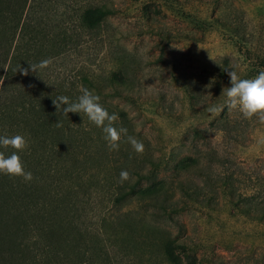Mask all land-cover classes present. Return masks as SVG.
Listing matches in <instances>:
<instances>
[{"label":"rangeland","instance_id":"rangeland-1","mask_svg":"<svg viewBox=\"0 0 264 264\" xmlns=\"http://www.w3.org/2000/svg\"><path fill=\"white\" fill-rule=\"evenodd\" d=\"M102 5L113 13L96 31H84L83 10ZM21 15L30 19L33 37L37 21L50 33L72 35L59 57L44 58L52 61L48 68L30 74V81L47 86L68 83L63 96L71 101L80 96L83 70L104 71L123 59L129 98L100 99L128 115L143 154L161 163L158 178L176 190L164 216L137 224L113 222V188L87 195L81 200L85 230L76 236L83 251L114 264H171L162 246L166 237L181 247L183 264H264V219L231 204L264 207V123L229 110L222 94L231 86L226 70L241 78L264 70V0H26ZM212 106L223 110L211 113ZM47 110L63 120L52 102ZM52 143L61 149L64 142L55 136ZM187 158L199 166L181 168ZM230 188L231 197L224 190ZM124 205L143 213L135 201ZM8 223L0 221V264H33L22 261L27 228ZM75 256L67 242L53 264Z\"/></svg>","mask_w":264,"mask_h":264},{"label":"trees","instance_id":"trees-1","mask_svg":"<svg viewBox=\"0 0 264 264\" xmlns=\"http://www.w3.org/2000/svg\"><path fill=\"white\" fill-rule=\"evenodd\" d=\"M17 2L0 0V135L20 134L25 137L29 147L20 153L21 161L25 171H30L34 179L26 183L20 178L0 174V221L10 224L8 221L12 220L27 228L29 236L26 234L22 238L20 248L24 254L23 262L53 264L54 256L70 242L76 256L64 263L114 264L110 258L96 256L95 252L86 254L81 248L83 243L76 238L85 230L80 223L81 200L93 192L99 194L113 188V196H116L111 200V207L117 208V219L113 222L137 224L148 217L164 216L176 190L167 180L158 178L160 161L153 155L137 154L126 137H122L118 151H109L102 130L92 125L83 114L69 113L60 121L50 110L46 111L52 99L63 95L68 83L47 86L42 81L32 82L29 65L51 56L59 57L64 46L71 42L72 35L64 29L50 33L37 21L40 31L33 37L30 35V19H22L21 15L26 0H20L19 8ZM112 13L105 5L89 6L80 17L81 28L94 32ZM122 64L123 59L104 71L85 69L77 86H84L99 97L129 98L132 84L128 82ZM20 68L29 69L28 75H24ZM100 103L110 114L119 115L117 128L125 127L128 135L135 137L124 111L106 100L100 99ZM68 130L73 136L67 133ZM55 136L64 142L61 149L52 143ZM0 151L7 156L12 149L0 148ZM197 166L199 160L195 158H187L180 165L186 170ZM122 170L128 171L131 177L123 184L119 179ZM144 182L149 183L143 186ZM223 183L229 185L228 181ZM181 186L183 188L184 184ZM224 190L231 192V188ZM185 192L190 193L186 189ZM228 196L232 195L229 193ZM128 200L139 204L143 213L133 212L130 208L123 210ZM231 204L255 220L264 219V207L255 211L251 206L241 207L234 200ZM11 214L13 218L8 217ZM162 238L167 260L171 264H183L181 247L172 239Z\"/></svg>","mask_w":264,"mask_h":264},{"label":"clouds","instance_id":"clouds-1","mask_svg":"<svg viewBox=\"0 0 264 264\" xmlns=\"http://www.w3.org/2000/svg\"><path fill=\"white\" fill-rule=\"evenodd\" d=\"M199 47V46H198ZM51 59H44L38 64L29 65L32 72H37L48 68L51 65ZM24 75H28L29 69H21ZM230 78V87L223 90L226 95V106L229 110H237L244 119H256L264 123V70L260 71L253 78H241L237 71L226 70ZM81 95L75 102L68 96H58L52 99V103L57 112L62 110V114L68 116L69 113H78L86 116L88 121L95 127L102 130L103 139L106 141L109 151H118L122 137H126L127 142L137 154H143L144 144L134 136L128 135V129L125 127H116L119 122V115L110 114L100 103V97L93 91L81 86ZM221 106H212L208 109L211 113L222 111ZM58 127L59 123L56 124ZM29 147L28 141L23 135L16 134L12 136L0 135V148L5 150L12 149L9 155L0 151V174L10 178H20L24 182H31L34 177L30 171H25L21 161L20 153H23ZM130 173L126 170L120 172V183L130 179Z\"/></svg>","mask_w":264,"mask_h":264}]
</instances>
